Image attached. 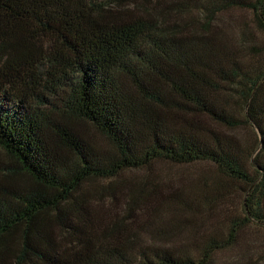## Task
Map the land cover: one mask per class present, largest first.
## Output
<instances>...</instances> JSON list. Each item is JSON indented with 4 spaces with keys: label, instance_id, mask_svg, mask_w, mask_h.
<instances>
[{
    "label": "trees",
    "instance_id": "1",
    "mask_svg": "<svg viewBox=\"0 0 264 264\" xmlns=\"http://www.w3.org/2000/svg\"><path fill=\"white\" fill-rule=\"evenodd\" d=\"M233 9L264 35V0H0V264H214L242 228L264 226V45L233 43L219 21ZM243 126L258 132L251 151ZM158 160L207 162L217 178L133 194L127 211L157 224L89 217L87 181ZM230 183L245 197L228 233L181 239L184 215Z\"/></svg>",
    "mask_w": 264,
    "mask_h": 264
},
{
    "label": "rangeland",
    "instance_id": "2",
    "mask_svg": "<svg viewBox=\"0 0 264 264\" xmlns=\"http://www.w3.org/2000/svg\"><path fill=\"white\" fill-rule=\"evenodd\" d=\"M219 17V21L229 25L228 33L237 47L244 46L247 51L251 52L248 48H252V44L261 43L264 45V35L259 30L251 11L233 9ZM243 33H246L247 36H243ZM86 130L96 146L101 148L108 146L104 138L93 128H86ZM237 130L236 133L242 143L247 145L251 151L257 145V130L249 126H243ZM216 178V168L207 162L175 165L158 160L139 170L123 171L112 180H89L84 184L82 191L85 195L86 208L90 218L102 221V225H106L113 218L128 222L137 220L136 226L143 227L147 218H151L157 224L165 216L157 217L147 211L143 215H138L139 207L137 212V209L134 211L135 215L127 211L128 204L131 203L129 198L133 197V194L149 198L156 192H161L164 195L177 187L183 191L188 190L190 193L198 192L197 187L199 189L204 185H209ZM228 185L229 189L225 193V197L213 203L210 208L203 207V211L191 219L188 214L184 215L183 220H189L188 224L192 225L187 229L185 228L181 239L187 238V241L191 243L193 238L198 237L203 232H210V230L220 231L223 235L228 233L230 220L242 215L245 197L237 184L230 183ZM156 188L159 191L155 190ZM133 216L136 219L132 218ZM58 228L54 229L56 238L60 234ZM179 240L177 239V241ZM159 242L165 245L171 244L168 239ZM180 243L182 242H176V244ZM213 263L264 264V226L254 222L242 228L237 242L233 246L217 252Z\"/></svg>",
    "mask_w": 264,
    "mask_h": 264
}]
</instances>
